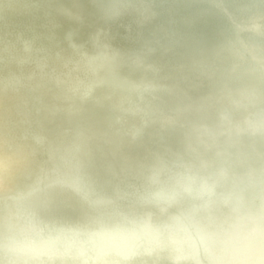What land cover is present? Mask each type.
Wrapping results in <instances>:
<instances>
[{
	"label": "bare ground",
	"instance_id": "obj_1",
	"mask_svg": "<svg viewBox=\"0 0 264 264\" xmlns=\"http://www.w3.org/2000/svg\"><path fill=\"white\" fill-rule=\"evenodd\" d=\"M220 1L0 0L1 246L4 237L12 234L21 223V208L10 196L18 192L30 193L32 189L41 187L37 185H43L58 176L52 168L57 161L47 160V152L42 149L45 145L35 135L39 129L48 126L47 118L52 110L70 114L69 107L77 101L84 86L92 85L96 79L108 75V72L103 75L99 72L94 62L97 54L104 49L114 51L117 53L116 63L124 64L127 61L125 56L151 51L149 47L158 37H163L158 43L176 50L178 43L171 37H164L172 22L181 18L190 20L207 13L213 3ZM229 1L247 8L249 16H264V0ZM186 6L187 10L180 11ZM234 24L235 28L230 25L227 38H231V29L240 36L238 25ZM201 29L200 25H193L192 28L190 26V32L185 31L188 34L186 40L188 43L194 42V45L187 49L180 60L189 61L188 71L192 70L193 73L201 71V67L207 64L203 55L204 50L208 49L203 44L202 36L199 37L194 31ZM174 30L179 32L181 27ZM257 42L264 46V37L251 33L247 44L242 43L239 48L243 51L245 63L259 69L264 67V50L257 47ZM107 55L111 56L110 53ZM253 81L256 87L241 85L237 91L233 89L229 92L236 95L233 97L237 98L243 110L235 106L233 108L239 113H247L250 120L248 128L231 121L229 128L236 132L245 151L250 143L262 146L260 150L252 151L254 155H245L246 158L253 157L255 162H249L242 170H236L235 166L242 159L235 158L227 148L221 149L224 155L218 158L215 165L210 154L203 150H193L186 156H175L174 143L178 131L171 132L170 138L158 139L149 146V149H153L151 157L160 160V166H163L167 174L163 171L157 173L158 169L156 174L151 173V168H147L146 176H140L139 186L135 187L137 190L149 188L142 192L148 194L159 189L162 196L168 197L156 201L157 204L164 203L158 207H168L166 213L144 203L139 196L142 202L135 201L137 207H143L145 212L155 215L153 221L147 223L149 229L157 227L171 230L169 226L173 217L186 220L196 218L226 238L225 244L215 251L184 249L185 255L191 254L200 261L215 264H264V98L252 102L255 88H260L264 93V88H261L264 85ZM96 89L104 97L110 95L106 85ZM118 96L114 95L115 98ZM47 149L51 153V147ZM217 150H220L218 145ZM143 161L152 160L144 158ZM56 169L60 172L57 165ZM124 173L132 176L130 169L128 174ZM69 177L63 175V178ZM145 177H151V184L155 183L153 188L147 186L149 182ZM95 182L99 184L97 192L93 189L88 193L89 196L97 197L98 193L108 195L121 187V184H108V181L100 178H96ZM97 198L99 201L102 199ZM165 203L174 204L167 206ZM117 215L115 212H107L102 205L93 207L90 204L86 208L81 204L76 205L74 212L66 215V222L71 221L78 229L67 223L72 234L63 243H67L68 247H91L86 243L93 244L92 236H97L100 231L86 226L85 232L83 223L95 221L96 218L101 219V224L125 223ZM134 221L131 224L136 227L135 223L143 224L145 218ZM117 233L109 237V243L130 244L126 233ZM133 237L141 241L140 244H131L135 250L158 246L163 242L157 233L146 237L133 234ZM34 239L29 243L21 242L17 247L35 253L45 239L40 238L36 243ZM107 242L99 239L98 248L105 247ZM117 248L114 251L116 253L122 249L121 246ZM244 250L251 252L247 254ZM5 256L11 255L6 253ZM129 257L131 255L126 251L123 258Z\"/></svg>",
	"mask_w": 264,
	"mask_h": 264
},
{
	"label": "water",
	"instance_id": "obj_2",
	"mask_svg": "<svg viewBox=\"0 0 264 264\" xmlns=\"http://www.w3.org/2000/svg\"><path fill=\"white\" fill-rule=\"evenodd\" d=\"M246 9L239 3L222 0L213 3L207 13L190 20L181 18L173 21L164 37H171L178 43L176 50L158 43L163 39L158 37L150 45L151 51L143 52L142 55L139 52L124 55L127 58L124 64L116 63L117 53L114 51L104 49L97 54L94 62L99 72L102 75L108 72V75L96 79L92 85L84 86L77 101L69 107L70 114L52 110L47 118L48 126L39 129L35 135L45 145L42 149L47 152V160L57 161L61 173L55 165L52 167L58 174L55 179L37 185L41 187L32 189L30 193L18 192L10 196L21 208V216L26 212L31 213L40 222L41 228L34 243L40 238L45 241L35 253L25 252L19 246L7 251L4 244H0V264H17L20 260L27 264H210L191 254L185 255L186 247L174 239L171 230L157 227L149 229L148 224L155 215L145 212L143 207H137L135 201L142 202L139 196L144 203L166 213L168 207L160 208L158 205L164 203L157 204L156 201L168 197L162 196L159 189L148 194L142 192L149 188L137 190L135 187L139 186L140 176H146L147 168H151V173L156 174L158 169L157 173L163 171L167 174L160 166V160L151 157L153 149H149V146L158 139L170 138L171 132L178 131L174 143L175 156L203 150L210 154L215 165L218 158L224 155L221 149L227 148L235 158L242 159L235 166L236 170H242L249 162H255L253 157L246 158L245 155H254L252 151L260 150L262 146L250 143L245 151L236 132L229 128L230 121L244 128L250 124L247 113H239L233 108L242 109L237 98L233 97L236 95L229 92L233 89L237 91L241 85L256 87L253 80L264 85V67L257 69L247 65L243 51L239 48L242 43L247 44L251 33L264 37V16H249ZM185 10L187 6L180 9ZM224 22L228 23L225 25ZM233 22L238 25L240 36L231 29V38H227L230 25L235 28ZM193 25L202 27L201 31H194L199 37L202 36L203 44L208 49L204 50L203 55L207 64L196 73L188 71L189 61L180 60L187 49L194 45V42L188 43V34L185 33L186 30L190 32V26L192 28ZM178 26L181 27L179 32L174 30ZM257 47L264 50L259 42ZM102 85L107 86L109 96L97 93L96 88ZM115 94L119 96L115 98ZM254 97L253 103L264 98L260 88H255ZM217 145L220 150H217ZM48 147H51V153L47 151ZM144 158L152 161H143ZM129 169L132 176L124 173L128 174ZM64 174L70 177L63 178ZM96 178L108 181V184L116 182L121 187L108 195L98 193L97 197L102 198L99 201V198L88 195L93 189L97 190L99 184L95 182ZM145 178L149 182L147 186L153 188L155 183L151 184V177ZM78 204L85 208L90 204L93 207L102 205L107 212L117 213L125 223L101 224L100 218L84 222L85 232L87 227H95L100 231L97 236H92L93 244L87 242L86 245L91 247L86 248L68 247L67 243H63L72 234L68 224L77 229L78 226L71 221L66 222V215L73 213ZM165 204L172 206L174 203ZM143 218V224L135 223L136 227L131 224ZM115 233H126L130 244L109 243V237ZM155 233L163 241L160 245L139 250L132 248L131 244L141 243L133 234L146 237L154 236ZM101 238L108 242L99 249ZM118 246L127 250L114 252ZM111 251L113 253L110 255ZM126 251L131 257L124 259ZM3 252L15 257H6ZM244 252L249 254L251 251Z\"/></svg>",
	"mask_w": 264,
	"mask_h": 264
},
{
	"label": "clouds",
	"instance_id": "obj_3",
	"mask_svg": "<svg viewBox=\"0 0 264 264\" xmlns=\"http://www.w3.org/2000/svg\"><path fill=\"white\" fill-rule=\"evenodd\" d=\"M169 227L174 239L191 250L207 249L211 252L221 248L226 242V238L221 233L206 227L196 218L186 220L182 217H173ZM40 228L41 224L33 214L24 213L17 229L4 237L5 250L13 251L24 240L35 238ZM17 264H27V262L20 260Z\"/></svg>",
	"mask_w": 264,
	"mask_h": 264
}]
</instances>
